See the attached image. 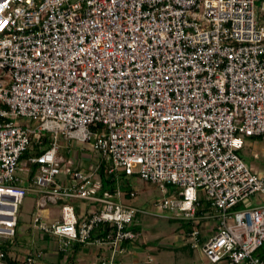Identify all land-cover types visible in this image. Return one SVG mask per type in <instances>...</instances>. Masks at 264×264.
<instances>
[{"label": "built area", "instance_id": "built-area-1", "mask_svg": "<svg viewBox=\"0 0 264 264\" xmlns=\"http://www.w3.org/2000/svg\"><path fill=\"white\" fill-rule=\"evenodd\" d=\"M256 1L0 0V242L25 232L30 194L34 232L64 247L96 244L100 264L135 246L140 216L164 217L128 204L120 188L101 195L99 166L65 162V141L101 154L110 176L173 186L160 206L191 223L192 247L209 264H264V175L242 157L248 139H264ZM202 195L216 220L205 241ZM72 201L92 208L78 213ZM49 203L60 207L51 224ZM38 259L43 252L15 261ZM0 264H9L2 247Z\"/></svg>", "mask_w": 264, "mask_h": 264}, {"label": "rangeland", "instance_id": "rangeland-1", "mask_svg": "<svg viewBox=\"0 0 264 264\" xmlns=\"http://www.w3.org/2000/svg\"><path fill=\"white\" fill-rule=\"evenodd\" d=\"M18 124H28L35 127L36 122L30 119H18ZM64 140L62 137L59 141ZM259 147L264 146V139H257ZM76 152V147L70 145ZM79 150V149H77ZM83 151L80 149L79 153ZM60 154L63 156V160L67 162L69 159H73L75 155L67 151V148L61 146ZM86 154H89L86 152ZM91 166L108 167L107 163L103 162V158L99 153H90ZM245 161L249 165H254L259 170L264 171V158L254 159L250 155H244ZM76 159V158H75ZM90 166L87 168L89 169ZM95 168V167H94ZM120 174L117 175V178ZM59 179H65L64 176ZM124 183L129 189H133L136 192V197L130 200V203L134 206L145 208L146 210L159 215H164L163 218L146 217L152 221L155 228H147L142 226V237L136 243L137 247L135 251L118 255L116 264H201V250L192 247L191 241L187 238L186 233L182 242L178 241L177 236L183 231H188L189 227L187 222L183 220H170L168 219L169 213L164 211L160 204L163 199L170 197L174 194L175 188L173 186H166L165 191H162L159 186L148 184L142 181L140 178L133 176L129 178L131 186L127 184L125 178ZM205 200V199H204ZM37 198L34 194H30L21 208L20 219L21 223L25 227V232L19 234L13 243V249L9 252L10 258L13 260H24V258L30 254H36L37 252L44 253V259H38L36 264H100L102 257L106 256L104 252L99 255V246L96 244H81L72 242L67 247L62 245L63 243L58 239L46 238L42 239L37 232L32 229V218L37 213L36 207ZM207 205V200L204 201ZM209 204V203H208ZM86 206L87 210H91L92 205L90 202H81L80 206ZM60 207L58 205L48 204L47 210L44 212L46 222L51 224L58 221ZM79 211V212H78ZM77 212L81 213V210ZM191 226V223H189ZM30 228V230H29ZM152 234H156L157 237H151ZM51 239V240H50ZM7 242L2 240L0 247L5 246ZM142 243V244H141ZM145 245V246H144ZM61 248V250H60ZM264 255V251L262 252ZM152 262L148 263L149 260Z\"/></svg>", "mask_w": 264, "mask_h": 264}, {"label": "crops", "instance_id": "crops-1", "mask_svg": "<svg viewBox=\"0 0 264 264\" xmlns=\"http://www.w3.org/2000/svg\"><path fill=\"white\" fill-rule=\"evenodd\" d=\"M264 2V0H257L256 1V5H257V10H258V15L260 16V18H263V14L261 12V6L262 3ZM64 143V147L67 148V151L70 153L69 156H71V154L73 153V155H75V157H73L76 160V166H79L80 169H87L88 166L91 165V157L89 155L92 154H86V152H82L81 154L79 153V148L76 147V152L74 151L73 148H70V144L68 142H63ZM79 149V150H77ZM244 155H250L252 158L254 159H260V158H264V146H260L259 147V142L256 139H248L246 142V147L244 148L243 152H242V157L243 159L245 158ZM245 160V159H244ZM246 162V161H245ZM247 163V162H246ZM248 164V163H247ZM249 165V164H248ZM254 171H257L261 174L264 175V171L259 170L258 167L254 166V165H249ZM133 192L136 194V192L133 190ZM136 197V196H135ZM125 200V202H127L128 204L130 203V200H132L133 198L130 197H125L123 198ZM205 198L203 197V195L201 196V206H200V214H199V221H198V226L199 229L201 231V238L202 241L207 240L208 238H210L214 232H215V228H216V220L213 217V215L215 214L214 210L211 208L210 204L207 203V205H205L204 200ZM258 199V198H257ZM257 199H255V203H257ZM75 205L76 210L78 207V210H81V213L83 212V210L86 209V206L83 205L82 207L80 206L79 201L76 202H71ZM133 205V204H131ZM142 208V207H140ZM79 212V211H78ZM60 213V211H59ZM173 220V219H170ZM137 229L139 230L141 236L142 237V231L140 230V228H142V226H145L147 228H151L152 231H154L152 228H155V226L153 225L152 221L149 220V218L146 217H142L140 216L138 218L137 221ZM189 230L186 231H182L179 236H177L178 241L182 242L184 240L185 237V233L187 238H189V232L191 229V226L188 224ZM151 237H157L156 234H152ZM140 240V239H139ZM142 244V243H141ZM145 246V245H144ZM139 248V246H137L135 244V246L130 250L131 252L135 251L136 248ZM130 251L126 252V254L130 253ZM264 251V246L262 249H260L259 251V255L263 258L264 260V255H262V252ZM201 264H209L208 261L206 260L204 254L201 251Z\"/></svg>", "mask_w": 264, "mask_h": 264}, {"label": "trees", "instance_id": "trees-1", "mask_svg": "<svg viewBox=\"0 0 264 264\" xmlns=\"http://www.w3.org/2000/svg\"><path fill=\"white\" fill-rule=\"evenodd\" d=\"M48 140L46 139V147L48 146ZM35 153H26L23 158H22V162L26 163L27 159L34 155ZM36 172V167L32 168V175H34ZM99 175H100V183H101V195H104L106 193H110V194H114L116 193L117 189L120 188L121 191L123 193L126 194V197H130V192L133 191V189H129L128 186H126V183H124V179H127V184L131 186V182H129V178L133 177V176H126L125 174H120L119 177L117 178V176L115 175H108L107 169H105V167H100L99 169ZM60 204H62V202H60ZM200 214V210L198 211V215ZM189 224V223H187ZM98 231V234L102 233V229L100 228ZM13 247L12 243H6L5 246H3V250L6 254V258L9 264H16L17 261L13 260L12 258H10L9 256V252H11V248ZM13 249V248H12Z\"/></svg>", "mask_w": 264, "mask_h": 264}]
</instances>
